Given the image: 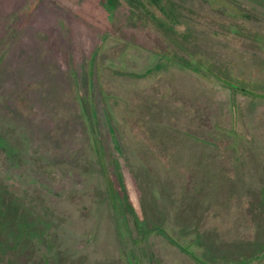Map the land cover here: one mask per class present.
<instances>
[{
  "label": "rangeland",
  "instance_id": "obj_1",
  "mask_svg": "<svg viewBox=\"0 0 264 264\" xmlns=\"http://www.w3.org/2000/svg\"><path fill=\"white\" fill-rule=\"evenodd\" d=\"M0 264H264V0H0Z\"/></svg>",
  "mask_w": 264,
  "mask_h": 264
},
{
  "label": "trees",
  "instance_id": "obj_2",
  "mask_svg": "<svg viewBox=\"0 0 264 264\" xmlns=\"http://www.w3.org/2000/svg\"><path fill=\"white\" fill-rule=\"evenodd\" d=\"M106 176H108L107 172H105Z\"/></svg>",
  "mask_w": 264,
  "mask_h": 264
}]
</instances>
